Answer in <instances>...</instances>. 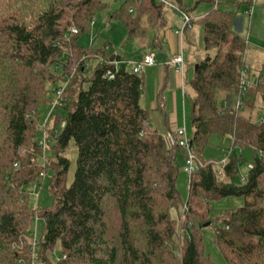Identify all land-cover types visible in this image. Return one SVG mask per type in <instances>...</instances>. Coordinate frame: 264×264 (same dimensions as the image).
Returning a JSON list of instances; mask_svg holds the SVG:
<instances>
[{
	"label": "trees",
	"instance_id": "1",
	"mask_svg": "<svg viewBox=\"0 0 264 264\" xmlns=\"http://www.w3.org/2000/svg\"><path fill=\"white\" fill-rule=\"evenodd\" d=\"M107 1L0 0V264H30L35 217L44 221L33 250L38 264H214L204 255L202 231L213 223L211 202L229 197L243 198L244 204L218 220L214 244L226 264H264V62L256 83L243 93L240 76L251 66L247 40L237 29L242 6L253 10V2L210 0L211 7L193 21L202 29L203 51L193 63V77L184 82L195 171L188 175L183 204L176 189L177 155L185 159L187 154L177 144L168 148L163 135L144 126L151 118L140 105L143 69L139 75L124 66L116 70L111 63L121 59L105 50L107 41L96 49L78 44ZM114 1L119 6L111 18L126 27L128 36L144 21L157 27L165 8L155 0ZM166 1L180 16L193 9L183 0ZM58 82L59 87L68 82L62 113L50 115V128H41L48 138L57 130L54 156L44 168L30 166L43 154L38 109L51 105L50 86ZM164 88L157 100L167 125ZM218 90L227 94L222 104L216 101ZM257 111L263 112L260 122L254 119ZM212 135L232 140L221 165L201 159ZM70 144L76 161L67 185L70 162L64 153ZM235 147L251 151V168L239 184L234 181L242 158ZM48 169L51 205L31 209L24 188L37 183L38 192ZM180 205L181 212L185 209L181 223ZM55 248L61 254L56 261L51 259Z\"/></svg>",
	"mask_w": 264,
	"mask_h": 264
},
{
	"label": "rangeland",
	"instance_id": "2",
	"mask_svg": "<svg viewBox=\"0 0 264 264\" xmlns=\"http://www.w3.org/2000/svg\"><path fill=\"white\" fill-rule=\"evenodd\" d=\"M190 3H188L187 0H184V4L186 6L189 5V7H194L195 2L197 0H189ZM234 2V1H242V0H220V2ZM108 4L93 19V23L96 22V28L90 29L85 35H83L79 41L78 44L82 46L83 48H88L90 45L94 49H96L99 45H101L104 41H107L108 43L112 44L113 48L111 47L110 51H118L121 55V60L124 64V66L131 70V67L128 66V63H137L141 62L144 58V56L148 55L147 52H152L154 49L152 48V41L154 39V32L145 25L146 21L143 22V27L138 30L133 36H128L126 27L118 20L110 19L113 12L118 8L119 3L115 2L114 0H108ZM253 11L251 15H246L245 18V5L242 6V9L238 15V19L242 18V22L245 21L242 27V33H239L241 36H243L247 40V50H246V61L247 64L251 66L250 75L251 79L254 80L255 75L259 71V69L262 66V63L264 62V0H256L253 3ZM198 5L202 6H211V3H199ZM223 7L229 8L226 5ZM199 9V8H198ZM197 9V12L199 11ZM232 9V8H231ZM195 11H192L194 13ZM251 16V18H250ZM192 18V17H191ZM252 20V27L250 30H248L249 21ZM97 31V32H96ZM202 29L199 25H196L195 31L193 34L196 36V40L198 42V46L195 47H185V50L188 51L190 54L189 57L185 55V63L188 65L184 66V77L186 79V82L188 83L194 74V66L193 63L195 59H198L202 56L203 51V44L201 42V35H202ZM143 38H149L150 39V45L149 47H143L142 45V39ZM157 51V50H155ZM146 53V54H145ZM155 54V52H154ZM195 57V59H194ZM189 60V62H187ZM164 63V62H163ZM166 64V62H165ZM162 64H157L155 71L149 73L151 69H147L146 67L143 68V77H144V86L142 89V94L140 97V105L146 109L148 107L147 105H154L155 101H157V95L161 91V85L159 84V77L163 76V73H161ZM61 83H56L52 86H50V95L48 96L50 98V101L52 103L55 102V94L54 89L59 87ZM161 87V88H160ZM175 92L174 90H172ZM179 91V90H178ZM185 91V90H184ZM168 93V92H167ZM189 93V90L187 91ZM178 95L181 97V92L179 91ZM150 96L151 99L150 100ZM226 92L225 91H216V101L218 104H222L226 100ZM156 99V100H155ZM235 98H232L234 100ZM182 108V104H181ZM179 109V111H175V113L178 114V121L180 125H176L175 128L179 129H185L186 134L188 137L192 135V128L190 126V114H189V102L188 99H185V106L184 110ZM39 113V136H42L41 128L44 125L46 117L51 114L52 117L58 116L62 113V109L60 107H56L52 110L51 105L49 103L45 105H41L38 109ZM174 113V115H175ZM263 116L262 111H257V113L254 115V119L257 120V122H260L261 117ZM163 120V119H162ZM153 125V124H152ZM48 128H50V124L47 125ZM60 128H58L59 130ZM172 129H170L166 134L168 135L171 132ZM55 144L51 141H48L47 143V149L44 152V157L47 162H50L53 159L54 151L53 146ZM232 149V140L229 137H221L218 135H212L208 139V143L205 145L201 159L202 161H212L215 164H223V162L226 160L229 151ZM235 153L238 156H241L242 160L240 161L238 165V176L235 179V183L239 184L243 182V179L245 177V174L247 173L248 163L251 159V151L249 149L241 151L237 147H235ZM64 156L69 160L70 162V168L67 175V185H69L73 178V172L75 170V161H76V149L73 144H70L68 149L65 151ZM32 157H30L31 159ZM38 158H34V160H37ZM41 160L38 159V163L40 164ZM37 163H29L28 165L33 166ZM185 164L184 156L180 153L177 155V165H178V177L176 181V189L178 191V194L180 196V199L183 204L186 203L187 197H188V174L183 172V166ZM37 166V165H36ZM34 166V167H36ZM17 169V168H15ZM52 172L48 169L47 175L43 179V185L38 190V197L35 196V189L33 187V184H27L25 186V192L29 195L28 196V204L29 207L32 208H44L49 207L51 205V196L49 195L47 191V186L49 183V178L51 176ZM182 204V205H183ZM244 204L243 198H235V197H229L225 199H221L218 201L211 202L210 208H209V218L213 222L212 226L210 228L203 229L202 231V245H203V251L204 255L210 259L211 262L214 264H226L223 256L219 252L218 248L214 244L213 238H214V230L216 228H219L221 224L219 223V219L223 217V215L228 212L229 210L237 209L242 207ZM264 205V202H263ZM182 206H179V213H181ZM172 212L175 215V210L172 209ZM179 215L177 214V218ZM210 225V222H207ZM208 225V226H209ZM207 226V227H208ZM44 230V221L40 218L35 217L32 221V233L34 240H40L42 237ZM34 244V242H33ZM32 248L29 251L28 254L32 257V260L35 258V251L36 244L33 245ZM22 248V247H21ZM18 249L20 259L24 260L25 256L22 252V250ZM176 255L180 257V247L176 245ZM23 254V255H22ZM29 255H27L28 257ZM61 257L59 248H55L51 253V259L56 261L59 260ZM29 259V257H28ZM27 260V259H25ZM38 264V260L36 261Z\"/></svg>",
	"mask_w": 264,
	"mask_h": 264
},
{
	"label": "crops",
	"instance_id": "3",
	"mask_svg": "<svg viewBox=\"0 0 264 264\" xmlns=\"http://www.w3.org/2000/svg\"><path fill=\"white\" fill-rule=\"evenodd\" d=\"M184 1V0H183ZM188 3H190L189 0H187ZM199 1V0H197ZM256 1V0H255ZM196 3V2H195ZM199 3H209L208 1ZM186 6V5H185ZM188 9L192 8L186 6ZM211 7V6H210ZM210 7L208 6H200L196 5L193 7L192 11H195L192 13V11L189 12V15L194 19H199ZM199 8V9H198ZM197 9L199 10L197 12ZM253 11V10H252ZM247 16L245 15V18ZM251 18V16H250ZM110 19H112L110 17ZM160 23L155 28H148L152 30L154 34V39L151 43L152 48L154 49L152 52H147L149 56H152L154 60V66L146 67L147 69H151L149 73L155 71L157 72L156 65L162 64V70L161 73L164 71V75L158 76L159 77V84L161 87H165L163 90V94L161 96L162 100L164 101V109L166 110V113L168 115V122L167 125L163 122L161 114H160V108L158 106V100L155 101L154 105H147L146 109L150 110V118L149 126L153 130H157L161 135L164 136L166 132H168L170 129L175 128L176 125H180L178 121V114L175 113V111H179L181 108L184 110L185 106V91H184V82H186V79L184 77V67L182 73H177L174 69V67L169 66L167 62L174 56L182 54L184 59V66L188 65V63H185V55L189 57L188 51L185 50V47H195L198 46V42L196 40V36L193 34L195 31L196 23H194L192 30L187 31L183 34L181 38H179L178 35H176L174 32L175 30L179 29L181 26V17L178 13H176L173 9L170 8H164ZM242 18L239 19L237 24V29L242 33V27L243 24ZM253 21H249L248 30L251 29ZM96 22L93 23V29L96 28ZM97 32V31H96ZM202 32V31H201ZM201 42H202V35H201ZM142 45L143 47L147 48L150 45V39L149 38H143L142 39ZM110 46L113 48L112 44ZM157 50V51H155ZM121 59V55L118 51H116ZM155 52V54H154ZM146 54V53H145ZM147 56V55H146ZM145 57V56H144ZM195 59V57H194ZM164 62V63H163ZM166 62V64H165ZM189 62V60L187 61ZM263 64V63H262ZM251 79V75H250ZM165 84V85H164ZM160 87V88H161ZM174 90L175 92H173ZM181 92V97L178 95L179 91ZM168 92V93H167ZM150 100L151 96H150ZM156 100V99H155ZM175 113V115H174ZM153 124V125H152ZM172 131V130H171Z\"/></svg>",
	"mask_w": 264,
	"mask_h": 264
},
{
	"label": "built area",
	"instance_id": "4",
	"mask_svg": "<svg viewBox=\"0 0 264 264\" xmlns=\"http://www.w3.org/2000/svg\"><path fill=\"white\" fill-rule=\"evenodd\" d=\"M155 1L158 3H162L165 6V8L174 9V10H176V12L178 11L175 7H173L166 0H155ZM201 1L205 2V1H210V0H201ZM216 1L217 0H215V2ZM243 1L254 3L255 0H243ZM251 13H252V9L245 11V15L249 16V15H251ZM180 17H181V26L179 29L175 30V32H174L176 35L179 36V38H181L185 32L192 30L193 21H194V19L191 18V16L189 14L181 13ZM71 31L73 33H75L76 30H75V28H72ZM105 50L110 52L111 47L106 46ZM111 52H113V51H111ZM113 54L116 56L118 53L115 51V52H113ZM111 64L114 66V68L116 70H117V68L124 66L122 60L121 61H113ZM167 64L169 66L174 67L175 71L177 73L181 74L183 71V67H184V59H183L182 54H179V55L172 57L167 62ZM127 65L131 67V71L133 73L139 75L142 73V69L144 67L154 66V60H153L152 56L147 55L143 58V60L141 62L128 63ZM106 76H107L108 80L113 79V74L111 71H108L106 73ZM255 79L256 78H254V80L250 79V73H249L248 67H246L240 76V86H241L243 93L245 92L246 88H248L250 85H254L256 83ZM67 85H68V82H65V83H63V85L61 87H59L58 89L55 90V92H54L55 102L51 103L52 110L55 109L56 107H61V105H62L61 104V96H62L65 88L67 87ZM235 105H236V108L240 107V100L239 99L236 101ZM50 115L51 114H49L46 117L44 125L42 127L45 131L47 128V124L50 121V117H51ZM263 122H264V120L262 119L261 123H263ZM60 125H61V128L64 127V123H61ZM148 125L149 124L147 122L144 124L145 127H148ZM42 134H43V136H42V138H40V140L38 142V146L42 150L43 154L38 159L41 160L40 166L42 168H44L47 165V161L45 160V157H44V152L47 148V143H48V141L55 142L58 133H57V130L54 131L53 138H48V136H47V134H45V132ZM163 138H164V141H165L168 148H172L175 144H177L178 147H180L186 151L187 156L185 158V164L183 166V172L188 174V175L193 173L195 171V165H194V160H193V156H192V151H191L190 146H189V137L187 136L185 129L173 128L172 131L168 135H164ZM20 154L23 155L24 152H20ZM38 159L37 160L31 159V163L39 164ZM14 167L17 168V164H15ZM248 168H251V166H248ZM44 177H45V173H43V172L40 173V179H42ZM33 187L35 189V196L38 197L37 189H38L39 185L37 183H35V184H33ZM184 211H185V209L182 210V212L180 213V215L178 217L179 223H181L184 220V217H185ZM32 238H33V236H32ZM33 242H34L33 245H35L37 243V240H34V238H33ZM35 261H36V257L30 262V264H36Z\"/></svg>",
	"mask_w": 264,
	"mask_h": 264
},
{
	"label": "water",
	"instance_id": "5",
	"mask_svg": "<svg viewBox=\"0 0 264 264\" xmlns=\"http://www.w3.org/2000/svg\"><path fill=\"white\" fill-rule=\"evenodd\" d=\"M209 225V223H206L204 226L207 227Z\"/></svg>",
	"mask_w": 264,
	"mask_h": 264
}]
</instances>
